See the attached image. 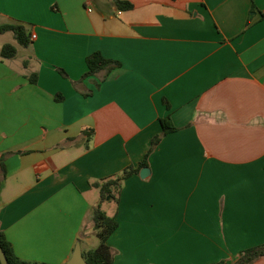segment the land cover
<instances>
[{
	"label": "crops",
	"instance_id": "1",
	"mask_svg": "<svg viewBox=\"0 0 264 264\" xmlns=\"http://www.w3.org/2000/svg\"><path fill=\"white\" fill-rule=\"evenodd\" d=\"M117 1L0 0L30 36L0 32V231L31 263L92 249L93 183L139 168L170 116L102 204L113 264H233L264 244V0ZM94 52L121 63L103 82Z\"/></svg>",
	"mask_w": 264,
	"mask_h": 264
},
{
	"label": "trees",
	"instance_id": "2",
	"mask_svg": "<svg viewBox=\"0 0 264 264\" xmlns=\"http://www.w3.org/2000/svg\"><path fill=\"white\" fill-rule=\"evenodd\" d=\"M117 5L122 10H130L133 8V5L127 1L118 0ZM262 17L264 18V13L262 14ZM5 31L14 32L18 42L22 46H27L30 43V36L26 33V30L22 25L0 26V32ZM16 53V47L8 44L2 48L1 56L3 58H13L16 56ZM86 63L88 66V71L84 74L83 78L85 79L90 76L99 75L102 82L108 78V76L114 69L121 67L120 62L105 58L100 52H94L90 54L86 58ZM60 72L65 77H68V75L62 69H60ZM30 81L35 82L36 77H30ZM98 86H100V84H98ZM85 95H90V93H85ZM160 123L162 126V133L153 140L152 147L146 155L145 159L141 162L139 168L131 166L126 168L117 176L93 183V186L100 190V202L94 210V230L96 231L97 237L100 239V245L95 249L83 251L84 259L88 264H113L115 254L113 249L108 244V240L110 236L117 230L118 222L116 221L115 217H111L106 214V212L102 209V204L109 200L118 201L124 181L134 173L138 172L141 167H147V159L155 146L160 142L162 137L177 130V128L173 125L170 116L161 118ZM0 245L6 253L9 264H48L31 263L19 258L15 254L12 244L8 241L4 232L2 231H0ZM263 256L264 244L243 251L238 260L233 264H253ZM0 264H2L1 260ZM217 264L227 263L225 261H222Z\"/></svg>",
	"mask_w": 264,
	"mask_h": 264
},
{
	"label": "water",
	"instance_id": "3",
	"mask_svg": "<svg viewBox=\"0 0 264 264\" xmlns=\"http://www.w3.org/2000/svg\"><path fill=\"white\" fill-rule=\"evenodd\" d=\"M148 171H149L148 168H144L142 170V177H144L146 173H148ZM0 260L2 264H9L6 253L4 252L1 245H0ZM67 264H88L84 259L83 250L80 243L76 244L72 257L67 262Z\"/></svg>",
	"mask_w": 264,
	"mask_h": 264
},
{
	"label": "rangeland",
	"instance_id": "4",
	"mask_svg": "<svg viewBox=\"0 0 264 264\" xmlns=\"http://www.w3.org/2000/svg\"><path fill=\"white\" fill-rule=\"evenodd\" d=\"M104 208L107 209V207H104ZM90 230L92 231V228ZM91 236H92V240H91V243L89 245V248L95 249V248H97L100 245V239L97 237L96 234H93Z\"/></svg>",
	"mask_w": 264,
	"mask_h": 264
},
{
	"label": "built area",
	"instance_id": "5",
	"mask_svg": "<svg viewBox=\"0 0 264 264\" xmlns=\"http://www.w3.org/2000/svg\"><path fill=\"white\" fill-rule=\"evenodd\" d=\"M34 38H35V36H34Z\"/></svg>",
	"mask_w": 264,
	"mask_h": 264
}]
</instances>
